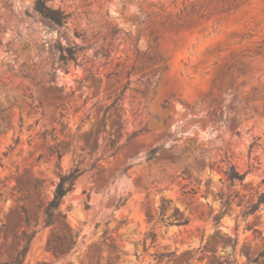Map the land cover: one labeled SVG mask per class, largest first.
I'll use <instances>...</instances> for the list:
<instances>
[{
  "label": "rangeland",
  "instance_id": "rangeland-1",
  "mask_svg": "<svg viewBox=\"0 0 264 264\" xmlns=\"http://www.w3.org/2000/svg\"><path fill=\"white\" fill-rule=\"evenodd\" d=\"M35 2L0 0V264L27 222L24 264H264V0L48 1L63 27Z\"/></svg>",
  "mask_w": 264,
  "mask_h": 264
},
{
  "label": "trees",
  "instance_id": "trees-1",
  "mask_svg": "<svg viewBox=\"0 0 264 264\" xmlns=\"http://www.w3.org/2000/svg\"><path fill=\"white\" fill-rule=\"evenodd\" d=\"M48 1L52 0H36L34 4V9L37 11L41 16L50 20L58 27H63L67 24L68 20L71 18V14L67 13L65 10L62 9H54L53 7L49 6L47 3ZM78 37H82L83 35H79ZM77 46L73 48L59 46L58 51L60 55V60L65 64L68 61H73L77 64L78 60L75 57V53L77 50ZM165 108V105L163 106ZM167 118L163 120L166 122ZM159 148H154L149 153V158H154L157 155ZM57 154L58 161L61 160V153L55 149ZM84 170L80 168V166H75L73 169L67 172H60L59 173V180L56 184L55 191L53 198L47 203L43 210V228H54L58 223L67 221L66 214L61 210V206L65 197L74 191L76 182L79 178L84 174ZM227 177L231 182H243L245 180V174L240 175L235 168L232 166L230 167L229 171L227 172ZM264 204V192L261 193L257 199V202L248 206L246 211L244 212V217H247L251 214H254L261 205ZM178 225L186 224V222L181 223L177 222ZM29 227V231L23 232V239L22 245L20 249L13 255V257L9 261H5L2 264H24L27 254L30 251V246L32 241L34 240L37 231L30 228V224L27 222ZM69 244L63 247H56L55 245L51 244L52 236H50L48 241V249L55 255H65L70 252V250L76 245L77 240L79 238V233L75 235L70 234L69 236ZM155 234H150L147 239H151L152 241L155 240ZM170 256V255H168ZM161 257H165V254H161ZM264 257V250L259 254L258 259Z\"/></svg>",
  "mask_w": 264,
  "mask_h": 264
}]
</instances>
